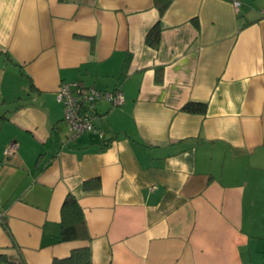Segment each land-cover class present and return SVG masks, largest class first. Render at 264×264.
I'll use <instances>...</instances> for the list:
<instances>
[{
  "label": "crops",
  "instance_id": "crops-1",
  "mask_svg": "<svg viewBox=\"0 0 264 264\" xmlns=\"http://www.w3.org/2000/svg\"><path fill=\"white\" fill-rule=\"evenodd\" d=\"M239 1L0 0V254L264 264V0ZM70 82L123 101L74 135ZM69 192L88 240L57 239Z\"/></svg>",
  "mask_w": 264,
  "mask_h": 264
},
{
  "label": "trees",
  "instance_id": "trees-1",
  "mask_svg": "<svg viewBox=\"0 0 264 264\" xmlns=\"http://www.w3.org/2000/svg\"><path fill=\"white\" fill-rule=\"evenodd\" d=\"M160 26L156 23L148 32L146 41L156 45L159 40ZM205 102L188 101L182 106V110L190 113H205ZM60 234L58 241L88 240L90 235L84 216V212L75 195L69 192L60 208ZM0 261L5 264H26L24 260H12L5 254H0ZM51 264H91V250L89 246L73 249L63 258H54Z\"/></svg>",
  "mask_w": 264,
  "mask_h": 264
},
{
  "label": "built area",
  "instance_id": "built-area-1",
  "mask_svg": "<svg viewBox=\"0 0 264 264\" xmlns=\"http://www.w3.org/2000/svg\"><path fill=\"white\" fill-rule=\"evenodd\" d=\"M236 10L240 5L239 0H232ZM56 101L61 103L63 108V119L67 124L68 130L74 134L96 131L91 112L93 104L100 100L111 102L118 105L123 101L120 90L105 91L94 87L81 86L78 82L61 83L56 90ZM17 148L16 142H11L5 148V154L11 155ZM155 188V186H152Z\"/></svg>",
  "mask_w": 264,
  "mask_h": 264
}]
</instances>
